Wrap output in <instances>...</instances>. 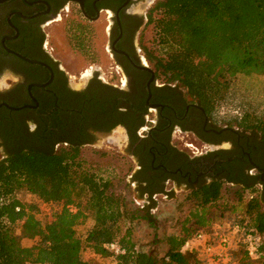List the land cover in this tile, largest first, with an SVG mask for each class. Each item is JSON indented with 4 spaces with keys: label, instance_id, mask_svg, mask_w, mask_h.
I'll list each match as a JSON object with an SVG mask.
<instances>
[{
    "label": "flooded vegetation",
    "instance_id": "af4514ba",
    "mask_svg": "<svg viewBox=\"0 0 264 264\" xmlns=\"http://www.w3.org/2000/svg\"><path fill=\"white\" fill-rule=\"evenodd\" d=\"M157 2L0 4V162L25 152L114 153L134 163L132 186L148 202L216 184L264 197L257 130L221 123L147 60L141 37ZM57 24L81 65L57 56ZM101 54L108 65L96 64Z\"/></svg>",
    "mask_w": 264,
    "mask_h": 264
},
{
    "label": "trees",
    "instance_id": "16d2710c",
    "mask_svg": "<svg viewBox=\"0 0 264 264\" xmlns=\"http://www.w3.org/2000/svg\"><path fill=\"white\" fill-rule=\"evenodd\" d=\"M168 17H175L173 29ZM148 25L156 28L157 37L153 48L145 47L147 60L214 114L238 75L264 76V0H161L151 9ZM202 55L208 56L213 67L233 59L234 74L219 83L207 70L210 66L200 65ZM241 116L235 122L256 129L264 142V113ZM112 187L110 180L98 178L75 152H25L1 161L0 264H91L82 257L86 249L96 258H113L114 264H203L196 252L182 248L197 232L212 231L215 223L207 209L222 198L224 186L212 185L192 196L200 204V212L162 241L168 249L161 257L145 251L133 235L136 220L151 222V207L142 209L144 215L131 212ZM246 189L237 191L242 214L224 224L216 221L218 236L232 237L236 246L232 264H264V197L253 186ZM21 193L52 210L47 223L38 219V206L21 199ZM90 214L94 225L82 242L74 230ZM234 227L239 230L232 235ZM249 235L259 241L255 257L249 256L244 242ZM24 241L33 245L27 247ZM111 244L118 245L121 252L110 250Z\"/></svg>",
    "mask_w": 264,
    "mask_h": 264
},
{
    "label": "rangeland",
    "instance_id": "374dc122",
    "mask_svg": "<svg viewBox=\"0 0 264 264\" xmlns=\"http://www.w3.org/2000/svg\"><path fill=\"white\" fill-rule=\"evenodd\" d=\"M168 19L171 21L170 26L173 29L175 17H168ZM61 32V24L53 26L50 30L53 44L57 49V56L63 60L64 64L81 65L83 62L80 54L78 55L77 52L72 53L63 46ZM156 37V28L147 23L141 37V45L144 51L145 47H154ZM108 62L107 57L101 54L98 56L96 64L108 65ZM200 65L204 68L210 66L207 70L216 77L219 83H223L234 74L236 63L233 59L228 58L222 65L213 67V62L209 60L208 56L202 55ZM68 70L74 74L83 69ZM103 70L105 71L106 69ZM245 112H254L258 115L264 113V76L238 75L232 82L227 99L217 107L215 117L221 123L231 124L242 117L241 115ZM80 158L98 178L112 182L111 191L124 197L131 212L137 215H144L146 210L142 209L148 206L151 207V222L138 219L133 224L134 239L145 251L153 252L160 257L163 256L168 247L162 241L170 235L178 233L182 229V225L191 219V215L199 213L201 210L200 204L194 198L178 193H172L167 197L166 195H159L156 200L150 202L143 196L138 195L132 186V179L130 178L135 165L123 155L114 153H83L80 154ZM236 192L237 189L224 186L222 198L208 206V217L212 219L211 222L215 223L214 226H219L217 223H227L230 217L233 218L235 215L242 214L243 209L237 202V195L240 192ZM244 195L249 197L248 193H244ZM19 197L28 203H35L38 206L37 217L42 223L45 224L50 220L52 210L49 207L28 194L21 193ZM262 209L264 211V205ZM220 218L223 220L220 221ZM189 223L194 225L191 222ZM93 225L94 218L90 214L84 224L75 228V237L84 242L88 238ZM23 244L29 247L33 245V242L24 241ZM82 257L90 261L91 264H114L113 258H96L88 249L83 250Z\"/></svg>",
    "mask_w": 264,
    "mask_h": 264
},
{
    "label": "built area",
    "instance_id": "2783aa9c",
    "mask_svg": "<svg viewBox=\"0 0 264 264\" xmlns=\"http://www.w3.org/2000/svg\"><path fill=\"white\" fill-rule=\"evenodd\" d=\"M220 226H214L210 233L199 231L194 234L184 244L182 250L185 252H196L203 264H232V251L236 246L232 242L230 235L224 234L218 236ZM238 227H234L232 235L238 232ZM247 246V251L250 257H255L259 245L256 237L249 235L244 239ZM110 250L116 254L120 253V247L116 244L109 246Z\"/></svg>",
    "mask_w": 264,
    "mask_h": 264
},
{
    "label": "water",
    "instance_id": "95a60500",
    "mask_svg": "<svg viewBox=\"0 0 264 264\" xmlns=\"http://www.w3.org/2000/svg\"><path fill=\"white\" fill-rule=\"evenodd\" d=\"M8 0H0V4H3L5 2H7ZM73 1H78V0H73Z\"/></svg>",
    "mask_w": 264,
    "mask_h": 264
}]
</instances>
